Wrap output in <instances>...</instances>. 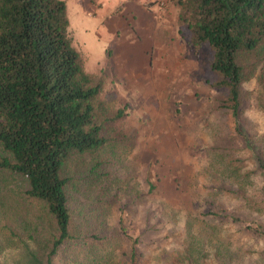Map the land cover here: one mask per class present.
<instances>
[{"label": "rangeland", "instance_id": "1", "mask_svg": "<svg viewBox=\"0 0 264 264\" xmlns=\"http://www.w3.org/2000/svg\"><path fill=\"white\" fill-rule=\"evenodd\" d=\"M67 5L74 44L84 53L86 70L103 83V116L124 109L121 118L107 121L104 152L76 164L84 173L96 160L97 170L91 181L81 180L86 173L75 182V208L108 221V235L117 233L123 216L128 233L139 237L140 264H190L189 255L197 264H224L212 241V215H206L223 209L243 220L214 218L220 234L240 256L255 259L249 251L264 250V241L244 226L264 224V179L257 170L264 111L248 103L243 135L236 132L231 113L219 107L224 96L214 86L211 51L189 44L174 0H67ZM246 86L253 91L256 81ZM224 153L238 160L244 174L252 172L246 186L224 170ZM238 188L245 197L233 191ZM198 239L201 254L188 251ZM121 241V251L129 253L127 240ZM239 264L250 262L243 258Z\"/></svg>", "mask_w": 264, "mask_h": 264}, {"label": "trees", "instance_id": "2", "mask_svg": "<svg viewBox=\"0 0 264 264\" xmlns=\"http://www.w3.org/2000/svg\"><path fill=\"white\" fill-rule=\"evenodd\" d=\"M174 1L189 44L211 51L214 86L224 96L219 107L231 113L242 134L248 103L264 111V0ZM251 80L253 91L246 86ZM102 91L74 44L67 0H0V264H140L139 237L128 233L123 216L117 233L108 235V221L75 208V182L86 173L81 180L91 181L97 170L96 160L84 173L76 164L104 152L107 121L124 113L104 117ZM245 138L253 149L252 138ZM259 141L264 149V134ZM257 155L264 179V150ZM223 159L229 177L246 186L252 172L244 174L228 154ZM4 189L10 193L3 195ZM233 191L245 197L240 188ZM206 215H212V241L224 264L243 258L264 264V250L249 251L255 259L240 256L215 221L243 219L223 209ZM187 224L191 230L192 222ZM244 230L264 241L263 223L247 222ZM121 240L129 253L121 251ZM202 247L201 239L192 240L188 251L201 254ZM187 259L197 264V257Z\"/></svg>", "mask_w": 264, "mask_h": 264}]
</instances>
